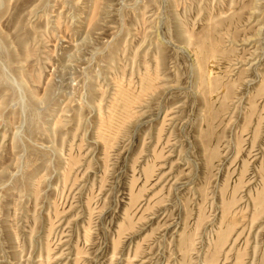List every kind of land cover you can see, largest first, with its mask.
<instances>
[{"label": "rangeland", "instance_id": "obj_1", "mask_svg": "<svg viewBox=\"0 0 264 264\" xmlns=\"http://www.w3.org/2000/svg\"><path fill=\"white\" fill-rule=\"evenodd\" d=\"M231 15L203 76L195 38ZM263 78L264 0H0V264H208L231 198L215 264H264Z\"/></svg>", "mask_w": 264, "mask_h": 264}, {"label": "bare ground", "instance_id": "obj_2", "mask_svg": "<svg viewBox=\"0 0 264 264\" xmlns=\"http://www.w3.org/2000/svg\"><path fill=\"white\" fill-rule=\"evenodd\" d=\"M237 2V1H236ZM233 3H235V2H233ZM238 4V3H237ZM245 4V3H244ZM239 5V4H238ZM246 5V4H245ZM237 6V5H236ZM234 9H235V7H234ZM233 12H235V10L233 11ZM237 13H238V11H236ZM236 13V14H237ZM235 15V14H234ZM232 17H230V18H227V19H224V20H221V21H219V22H217V23H213V25L212 26H210L211 27V29H206L207 30V32H205L204 30V32L203 33H201L200 32V35H198V37L197 38H195V40H196V43L195 44H193L195 47H196V53H197V60H199V61H197V63L199 62L202 66H206V68L207 69H205L204 67H202V69H204V70H207V72L206 71H200V72H203V76H205V73L207 74V75H209V73L210 74H212L213 73V68H212V66L215 64L214 62H217V64H216V66H217V68H219L220 66H218L219 65V63L218 62H220L221 63V67H222V65H223V67H224V64H222V62H223V60H224V62L225 63H227L226 61H225V59L224 58H226L225 56L226 55H229V52L230 51H228L227 49L226 50H223V48L220 46V44H222V42H223V39H224V37H225V35L224 34H226L227 32H236V31H234L235 30V28L236 29H238L237 27H236V21H237V19H236V17L238 16V14H237V16L235 17V16H233V15H231ZM240 17V16H239ZM242 17V16H241ZM244 18V17H243ZM239 19V18H238ZM241 19V18H240ZM217 20V19H216ZM215 20V21H216ZM215 21H212V22H215ZM240 21V20H239ZM238 22V21H237ZM241 22V21H240ZM211 23V22H210ZM209 24V23H208ZM207 25V24H206ZM210 25V24H209ZM186 27V26H185ZM206 27V26H205ZM168 28H170V27H168ZM187 28V27H186ZM204 28V27H203ZM239 30V29H238ZM169 31V30H168ZM171 31V30H170ZM189 31V30H188ZM181 32H184V31H182V29H181V31H178V32H176L177 33V35H180V34H182ZM241 32V31H240ZM239 32V33H240ZM190 33V32H189ZM192 33V32H191ZM197 33H199V32H197ZM238 33V32H237ZM196 34V33H195ZM194 34V35H195ZM188 35V34H187ZM191 35V34H190ZM227 35V34H226ZM237 34H235V37L234 38H236L237 36H236ZM170 36V35H169ZM197 36V35H196ZM228 36V35H227ZM239 36H240V34H239ZM172 37V36H171ZM191 37H192V35H191ZM191 37H190V39H191ZM230 38V37H229ZM225 40V39H224ZM175 41V40H174ZM191 41H192V39H191ZM190 41V42H191ZM192 45V46H193ZM223 45V44H222ZM183 47V46H182ZM195 47H193V48H195ZM160 48V47H159ZM182 49V48H181ZM184 49H186V48H184ZM228 51V53L225 55V53ZM232 51V50H231ZM195 53V54H196ZM231 53V52H230ZM232 54V53H231ZM230 54V55H231ZM158 56H159V52H158ZM157 56V57H158ZM233 56V55H232ZM196 59V58H195ZM228 61V60H227ZM213 62V63H212ZM223 62V63H224ZM198 63V64H199ZM196 65V64H195ZM215 66V65H214ZM226 66V65H225ZM200 67V68H201ZM199 67H198V65H197V69H198ZM202 69H200V70H202ZM219 70H221V69H219ZM216 71V70H215ZM222 71V70H221ZM152 72V71H151ZM220 72V71H219ZM223 72V71H222ZM221 72V73H222ZM158 73V72H157ZM216 73V72H215ZM156 75H158V74H156ZM224 75V74H223ZM146 76V75H145ZM151 76V80L152 81H155V80H153V77H152V75L151 74H149L148 75V77L147 78H149ZM159 76H160V74H159ZM201 76H202V74H201ZM211 77H213V76H211ZM226 77V76H225ZM202 78V77H201ZM224 78V77H223ZM144 79V78H143ZM150 79V78H149ZM203 79V78H202ZM213 78H211V80H212ZM225 79V78H224ZM223 79V80H224ZM264 79V78H263ZM147 80V79H146ZM209 80V79H208ZM214 80L215 81H213V83H215V85H212V86H214V87H216V89H217V91H219L218 89H221V88H223L222 86H223V80H222V76L220 75V74H216L215 75V78H214ZM226 80V79H225ZM119 81V80H118ZM117 81V82H118ZM143 81V80H142ZM148 82H149V80H147ZM234 81V80H233ZM144 82V81H143ZM202 82H204V81H202ZM237 82H239V81H237ZM123 83V82H122ZM147 83V82H146ZM150 83H155V82H150ZM232 83V82H231ZM233 84V83H232ZM122 85V84H121ZM121 85H119L118 84V86L120 87ZM127 85H129V83L127 84ZM152 85V86H151ZM150 86L152 87V89L153 88H155L156 86L155 85H157V84H151ZM154 85V86H153ZM208 85H209V83H208ZM117 86V87H118ZM123 86V85H122ZM147 87V86H146ZM204 87V86H203ZM226 87V86H225ZM224 87V88H225ZM121 88V87H120ZM120 88H118V89H120ZM157 88V87H156ZM209 88V89H208ZM208 88H206L208 91H206V92H208V97H209V99H210V97H211V94L213 95V94H216V89L214 88V90H212V88H210V87H208ZM223 88V89H224ZM228 88H229V86H228ZM233 88V87H232ZM263 88H264V86H263ZM135 89H137V88H135ZM143 89V88H142ZM147 90L148 89H151V88H149V86H148V88H146ZM205 89V88H204ZM203 89V90H204ZM237 90H238V88H236ZM122 90V95L120 94V92L118 93L120 96H122V103L120 104L119 103V101L120 100H118V103H116L117 105L118 104H120L121 105V107L120 108H118V107H116V104H115V107L112 109L113 111H111V114H109V115H111L109 118H104L103 119V122L101 121V130H102V128H103V134H105V135H103V136H107V135H109L110 134V136L112 135L113 136V134H115V136H117L116 135V132L117 131H119V133H120V129L122 128V127H125V124H126V122L129 120H132V119H130V118H133L132 116H134V113H133V106H135L134 104H136L137 102L138 103H140L139 102V100H142V98L140 97V96H142V95H137V94H134V93H136V92H134V89H133V91L131 92L130 91V89L129 88H125V85H124V88H122L121 89ZM121 90H117V91H121ZM202 90V91H203ZM263 90V89H262ZM261 90V91H262ZM142 91V90H141ZM150 91V90H149ZM153 91H155L154 89H153ZM221 91H222V89H221ZM235 91V90H234ZM134 92V93H133ZM138 92V91H137ZM224 92V91H223ZM226 93H228L227 92V90L225 91ZM236 92V91H235ZM146 93H148V92H146ZM234 93V92H233ZM233 93H232V95H233ZM238 93V92H237ZM116 94H117V92H116ZM138 94H140V93H138ZM150 94V92L147 94V95H149ZM224 94V93H223ZM235 94V93H234ZM143 95H146V94H143ZM146 95V96H147ZM205 94H204V91H203V96H204ZM206 95V96H207ZM220 95H222V93L220 94L219 93V97H222V96H220ZM230 95H231V93L229 92L228 94H227V96H226V94H224V96H225V98H227L228 96H229V99H230ZM232 95H231V97H232ZM145 96V97H146ZM223 96V97H224ZM258 96V95H257ZM143 97V96H142ZM222 97V98H223ZM141 98V99H140ZM206 98V97H205ZM224 98V99H225ZM254 98H256V97H254ZM114 99H116V98H114ZM114 99H113V101H114ZM214 99V98H213ZM218 99V98H217ZM205 100H207V98L205 99ZM215 100V99H214ZM211 101V100H210ZM213 101V100H212ZM115 102H117V101H115ZM226 100H225V104H226ZM254 102V101H253ZM114 103V102H113ZM137 103V104H138ZM216 103V102H215ZM207 104V103H206ZM213 104H214V101H213ZM228 104V103H227ZM226 104V105H227ZM254 104V103H253ZM256 104V103H255ZM114 105V104H113ZM208 105V104H207ZM210 105H211V102H210ZM111 106H112V103H111ZM213 106V105H212ZM228 106V105H227ZM207 107V106H206ZM215 107V106H214ZM253 108H254V106H253ZM252 108V109H253ZM114 109H115V111H114ZM135 109V108H134ZM208 109V108H207ZM210 110H211V106H210V108H209ZM212 110H213V108H212ZM135 111V110H134ZM209 111V110H208ZM252 111V110H251ZM257 111V110H256ZM110 112V111H109ZM113 112V113H112ZM212 112H214V111H212ZM213 114V113H212ZM215 114H217V113H215ZM219 114V113H218ZM217 114V115H218ZM211 115V114H210ZM250 116V115H249ZM102 117H104V115L102 116ZM107 117H108V115H107ZM212 117V116H211ZM210 117V118H211ZM218 117V116H217ZM216 117V118H217ZM261 117V116H260ZM263 117V116H262ZM219 118V117H218ZM135 119V118H134ZM263 119V118H262ZM250 120V119H249ZM128 121V122H129ZM260 122H262V120H261V118H260V120H259ZM258 121V122H259ZM216 122V121H215ZM259 122V123H260ZM246 123V122H245ZM244 123V124H245ZM263 123H264V121H263ZM210 124V123H209ZM211 124H212V122H211ZM258 124V123H257ZM127 125V124H126ZM246 125V124H245ZM210 126H212V125H210ZM246 126H248L249 127V124H247ZM258 125H256V127H257ZM260 127H262V126H260ZM213 128V127H212ZM245 128V127H244ZM124 129V128H123ZM248 129V128H247ZM210 130H212V129H210ZM245 130H246V128L244 129V132H245ZM249 130V129H248ZM252 131H253V129H252ZM257 131H259V130H257ZM261 131V130H260ZM124 132V131H123ZM210 132V131H209ZM118 133V132H117ZM255 133V132H254ZM253 133V134H254ZM107 134V135H106ZM212 134H213V131H212ZM214 134H215V132H214ZM213 134V135H214ZM242 134V133H241ZM122 135V134H121ZM256 135V134H255ZM258 135V134H257ZM112 136H111V138L109 139V141H111V139H112ZM242 136V135H241ZM250 136V135H249ZM254 136V135H253ZM108 137V136H107ZM118 137V136H117ZM213 137V136H212ZM214 137H215V135H214ZM243 137V136H242ZM257 137V136H256ZM211 138V137H210ZM209 138V139H210ZM239 138V137H238ZM246 138V137H245ZM105 139H106V137H105ZM116 139V138H115ZM114 139V140H115ZM214 139V138H213ZM213 139H212V142H213ZM247 139V138H246ZM258 139V138H257ZM107 140V139H106ZM211 140V139H210ZM239 140H240V138H239ZM254 140V139H253ZM113 141V140H112ZM238 141V140H237ZM243 141V140H242ZM212 142L210 143V144H212ZM255 142V141H254ZM209 144V143H208ZM209 144V145H210ZM256 144V143H255ZM214 145H215V143H214ZM243 145V144H242ZM253 145V144H252ZM218 146V145H217ZM214 147V146H213ZM212 147V148H213ZM216 147V146H215ZM219 147V146H218ZM218 147H217V149H218ZM211 148V147H210ZM220 149V148H219ZM214 150V149H213ZM215 152V151H214ZM219 152V153H218ZM217 158L219 157V155L218 154H221L220 153V151L219 150H217ZM209 155H210V153H209ZM213 156L215 155V153L214 154H212ZM210 157H212V156H210ZM216 157V156H215ZM74 158H75V156H74ZM73 158V159H74ZM76 160H77V158H75ZM76 160H73V162L74 161H76ZM245 165V164H244ZM249 167V166H248ZM262 167V169H263V165L261 166ZM246 168V167H245ZM208 170V169H207ZM247 170V169H246ZM261 171H263L264 172V170H261ZM263 175H264V173H263ZM262 178H264V177H262ZM261 178V179H262ZM241 179H243V178H241ZM262 181V180H261ZM263 184V183H262ZM261 185V184H260ZM262 186V185H261ZM227 187H229V186H227ZM262 187H264V185L262 186ZM262 187H261V189H262ZM225 189H227V188H224V191H225ZM230 189V188H229ZM234 189V188H233ZM264 189V188H263ZM263 189L261 190V191H263ZM258 190V189H257ZM223 191V192H224ZM227 191V190H226ZM225 191V192H226ZM236 191L238 192V190L236 189ZM261 191H259V195H258V192L256 193L257 195H256V198H254L255 199V202L253 203V198H252V203H253V206L255 205V204H258V206L260 205V203L263 201V199H264V194L261 192ZM228 192V191H227ZM233 192H234V190H233ZM261 192V193H260ZM264 192V191H263ZM235 193V192H234ZM225 193H223V195H224ZM239 194V193H238ZM253 194V193H252ZM230 195V194H229ZM234 196H236L237 197V195L236 194H233ZM251 195V194H250ZM225 196V195H224ZM233 196V197H234ZM134 197H135V195H134ZM133 197V198H134ZM253 197H255V196H253ZM136 198V197H135ZM241 198V197H240ZM137 199V198H136ZM242 199V198H241ZM240 199V200H241ZM135 200V199H134ZM136 201V200H135ZM225 201L227 202V200L225 199ZM237 202H240L239 201V199H237L236 200ZM242 201V200H241ZM251 201V200H250ZM236 205V202H235V198L234 199H232L231 198V200H229L228 201V203H226L225 204V206L227 205V207H225L226 209H225V211H227L225 214H227L226 216H225V220L224 219H222V220H224V221H222L223 223H221L220 225H221V227H220V232H219V235H220V237H219V239H218V242L217 243H215V245H214V249L213 250H211L210 251V253L208 254V257H207V263L208 264H215L216 263V259H217V256H218V254H219V252L220 251H222L221 249L223 248V247H225L224 245L225 244H227L228 242H226L225 244H224V242H225V240L227 239V240H229L230 238L229 237H227V236H229V234H230V232L232 233L234 230H235V227L237 228L238 226L237 225H239L240 223H238L239 221H238V217H240L241 215H242V217H244L243 216V214H242V212H240L239 210L238 211H234L233 210V207ZM240 204V203H239ZM249 204V203H248ZM261 204H264V203H261ZM248 206V205H247ZM257 206V205H256ZM263 207V208H262ZM260 209L264 212V206H262ZM238 208V207H237ZM247 208V207H246ZM236 209V208H235ZM243 210V209H242ZM249 210V209H248ZM257 210V209H256ZM261 210H259V211H261ZM254 211H255V209H254ZM258 211V212H259ZM261 211V212H262ZM200 212V211H199ZM246 213V212H248L247 210L245 211H243V213ZM257 212V213H258ZM262 212V213H263ZM204 213V212H203ZM262 213L261 214H259V216L258 215H256V213L254 214V215H256L255 217L257 218V216H258V218L260 217V215L262 216ZM224 214V215H225ZM241 214V215H240ZM253 214H252V216H253ZM245 215V214H244ZM263 215H264V213H263ZM130 218H131V216H129ZM242 217H241V219H242ZM130 218H127V221H129L128 219H130ZM257 218V219H258ZM246 219V218H245ZM251 220H256V219H251ZM131 221H132V219H131ZM221 222V221H220ZM248 222V221H247ZM252 222V221H251ZM132 223V222H131ZM126 224V223H125ZM124 224V225H125ZM129 224H130V222H129ZM133 224V223H132ZM131 224V225H132ZM219 225V226H220ZM127 226V225H126ZM122 227V226H121ZM123 228V227H122ZM124 229H126V228H124ZM123 229V230H124ZM219 229V228H218ZM233 230V231H232ZM236 230H238V229H236ZM235 232V231H234ZM242 233V232H241ZM233 234V233H232ZM186 234H184V238L180 241V246L179 247H181L182 249L183 248H186L187 246H189V244L190 243H188L189 242V237L186 235ZM216 235H218V234H216ZM241 235V234H240ZM230 236H231V234H230ZM215 241V240H214ZM224 244V245H223ZM246 246V245H245ZM245 248V247H244ZM223 250H224V248H223ZM244 250V249H243ZM245 251V250H244ZM256 252H257V250H255ZM246 252H248L247 250H246ZM256 252H255V254H256ZM263 252H264V250H263ZM241 255H243V254H245L244 252H241L240 253ZM240 254H237V256H239ZM186 256L184 257V258H186L187 256H189L188 254H185ZM246 255V254H245ZM248 256V255H247ZM263 257H264V255H262ZM241 257H239L238 259H240ZM246 258V257H245ZM188 259V258H187ZM264 258H262V260H263ZM242 260V259H241ZM261 260V261H262ZM260 261V262H261ZM217 262H218V260H217ZM240 262V261H239ZM241 262H244V260L243 261H241ZM240 262V263H241ZM263 262V261H262ZM264 263V262H263ZM218 264V263H217ZM239 264V263H238ZM241 264H244V263H241ZM260 264H262V263H260Z\"/></svg>", "mask_w": 264, "mask_h": 264}]
</instances>
